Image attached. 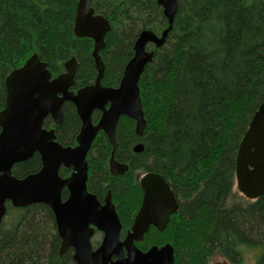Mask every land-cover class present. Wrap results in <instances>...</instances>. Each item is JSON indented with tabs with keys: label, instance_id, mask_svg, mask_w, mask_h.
<instances>
[{
	"label": "trees",
	"instance_id": "trees-1",
	"mask_svg": "<svg viewBox=\"0 0 264 264\" xmlns=\"http://www.w3.org/2000/svg\"><path fill=\"white\" fill-rule=\"evenodd\" d=\"M77 1L0 0V111L6 76L33 54L52 75L75 58L76 79H95L93 42L73 35ZM91 7L110 24L101 58L102 83L112 87L133 55L138 34H158L166 20L156 0H91ZM153 51L138 83L144 133L137 137L127 118L116 129L115 158L128 171L107 174L111 147L100 132L92 145L89 188L105 194L103 184L109 185L125 230L142 195L134 172L159 174L178 198V211L165 230L145 235L137 244L140 250L169 244L174 264H209L215 258L244 264L251 253L255 264H264V196L248 201L233 193L237 149L264 99V0H178L167 41ZM77 128L72 109L65 107L59 140L70 141ZM138 143L144 149L134 154ZM38 164L33 157L14 166L12 174L24 177ZM6 216L10 220L0 224V264H74L72 250L59 255L48 207L7 203Z\"/></svg>",
	"mask_w": 264,
	"mask_h": 264
},
{
	"label": "water",
	"instance_id": "water-1",
	"mask_svg": "<svg viewBox=\"0 0 264 264\" xmlns=\"http://www.w3.org/2000/svg\"><path fill=\"white\" fill-rule=\"evenodd\" d=\"M167 27L156 34L141 31L133 45V56L124 67L117 88L101 85L104 64L100 52L105 49L104 38L110 31L109 22L95 14L90 0H79L73 24V35L93 41L91 57L96 69L94 84L80 89L76 95L68 90L74 86L76 61L64 63V73L52 78L46 63L36 54L11 71L4 80L5 106L0 111V224L6 215V205L26 208L41 204L54 216L56 233L60 240L59 255L72 250L74 264H174V251L169 244L152 246L147 251L135 244L144 239L150 226L162 232L170 216L177 213L174 192L156 173H146L140 179L142 201L133 224L120 240L121 223L108 193L103 205L86 191V155L99 132L108 140L111 150L109 171L112 176L124 175L128 166L115 161L117 151L116 129L121 117L134 122V134L141 137L146 121L141 106L138 83L155 52L161 49L173 27L178 0H156ZM71 103L81 122L74 148L62 147L55 141L53 131L42 128L47 116L59 124L62 106ZM101 112L96 124L92 113ZM144 147L136 144L132 152L139 154ZM37 154L41 168L36 173L18 178L12 174L14 166ZM72 169L67 179L58 176L60 167ZM236 190L248 201L264 196V99L253 115L242 137L235 161ZM66 189L68 197L61 199ZM94 230L103 234L95 249L91 246ZM213 264H228L225 261Z\"/></svg>",
	"mask_w": 264,
	"mask_h": 264
},
{
	"label": "flooded vegetation",
	"instance_id": "flooded-vegetation-1",
	"mask_svg": "<svg viewBox=\"0 0 264 264\" xmlns=\"http://www.w3.org/2000/svg\"><path fill=\"white\" fill-rule=\"evenodd\" d=\"M78 2H79V0L77 1V4H78ZM77 4H76V7H77ZM90 7H91V0H90ZM92 8V7H91ZM76 13V12H75ZM97 15H99V14H97ZM75 19V18H74ZM163 31V29L158 33V35L159 34H161V32ZM84 39H86V38H84ZM93 42V41H92ZM92 50H93V48H92ZM133 50V49H132ZM147 50L148 51H153V45H148V47H147ZM92 53V52H91ZM133 56V55H132ZM100 57H101V52H100ZM92 58V57H91ZM75 59V58H74ZM131 59V58H130ZM129 59V60H130ZM101 60H102V58H101ZM128 60V61H129ZM75 61H76V71H75V77H74V86L73 87H71L68 91L69 92H71L72 93V95H76V93L80 90V89H82V88H84V87H87V86H89V85H92V84H94V81H95V79L92 81V82H84V81H79V80H77L76 79V77H77V70H78V62H77V60L75 59ZM92 61H93V59H92ZM103 62V61H102ZM104 64V63H103ZM127 64V63H126ZM93 65H94V62H93ZM125 67V66H124ZM94 68H95V66H94ZM104 68H105V66H104ZM124 70V69H123ZM95 72H96V69H95ZM104 72H105V69H104ZM51 73V72H50ZM62 73H64V69H63V72ZM62 73H60V74H62ZM60 74H57V75H52V78H56L58 75H60ZM123 74V73H122ZM122 77V76H121ZM95 78H96V76H95ZM103 78H104V76H103ZM121 79V78H120ZM103 80V79H102ZM119 82H120V80H119ZM119 82L117 83V85H115V86H112V87H109V86H106V85H104L103 83H102V81H101V85L103 86V87H107V88H117L118 86H119ZM70 107L71 109H72V112H73V115L75 116V118H77V120H78V128L76 129V131H75V134L73 135V138L70 140V141H68V142H66V143H62V141L61 140H59V136H60V131H59V129H58V127L63 123V120H64V109H65V107ZM96 116V117H95ZM100 116H101V112H99V111H94L93 113H92V122H93V124H96L97 123V121L99 120V118H100ZM122 118H125V117H121L120 119H119V121L122 119ZM119 123V122H118ZM80 126H81V122H80V120H79V117H78V115H77V113H76V109H75V107L73 106V104H71V103H68V102H66V103H64L63 104V106H62V119H61V122L59 123V124H57L52 118H51V116H47L44 120H43V125H42V128L44 129V130H46V131H53L54 132V135H55V137H56V139H55V141L57 142V143H59L62 147H64V148H66V147H70V148H74L75 146H76V136L78 135V133H79V130H80ZM100 133V132H99ZM99 133H98V135H99ZM102 133V132H101ZM92 145H93V143H92ZM91 145V147H90V149H89V151H88V153H87V155H86V163H87V179H86V191H87V193H89V194H91V195H94L95 197H96V199H97V201L99 202V204L100 205H103V202H104V199L106 198V196H107V194L109 193L110 194V196H111V191L109 190V185H105L104 186V184H103V189H105V194H102V193H93V191L89 188V177H90V171H91V159L93 158V152H92V146ZM133 149V148H132ZM111 150H112V148H111ZM110 155H111V153H110ZM110 155H109V158H108V161H107V164H106V171H107V174L109 175V176H111V177H116V176H112V174L110 173V171H109V167H108V164H109V159H110ZM116 155V154H115ZM115 155H114V159H115V161L117 162V163H119V164H124V165H127V164H125V163H122V162H119V161H117L116 160V158H115ZM33 157H37V159H38V162H39V164H38V168H37V170L35 171V172H32V173H36L37 171H39V169L41 168V166H42V164H41V160H40V157L37 155V154H35V155H33ZM32 157V158H33ZM27 162V161H26ZM24 163V162H23ZM128 166V165H127ZM140 173V172H142L143 174H142V176L143 175H145L146 173H152V172H149V171H146L145 169H140V170H137V171H135L134 172V174L136 175V173ZM73 173V170L72 169H68V168H64V167H60L59 168V171H58V176L61 178V179H67L68 177H70L71 176V174ZM134 175V176H135ZM117 176H121V175H117ZM141 176V177H142ZM141 177L140 178H138V179H136V177H135V180H136V182L138 183V185H139V182H140V179H141ZM165 181V180H164ZM169 185V184H168ZM139 187H140V185H139ZM141 190V189H140ZM172 190V189H171ZM173 191V190H172ZM142 192V191H141ZM67 197H68V192L66 191V189H63L62 190V192H61V199H62V201H65L66 199H67ZM176 197V196H175ZM111 200H112V197H111ZM176 200H177V204H178V198L176 197ZM141 201H142V195H141V200H140V204H139V207H138V209H137V211L135 212V214H134V216H133V218H132V220H131V223L129 224V226H128V228H126L125 230L123 229V225H122V223H121V232H120V240H123V238L125 237V235L127 234V232L130 230V228H131V226H132V224H133V220H134V217L136 216V214L138 213V211H139V208H140V205H141ZM112 203H113V201H112ZM114 205V204H113ZM116 211V210H115ZM178 211V210H177ZM117 213V212H116ZM175 215V214H174ZM117 216H118V214H117ZM173 216V215H172ZM172 216H170V218L172 217ZM119 218V217H118ZM119 221H120V219H119ZM169 221H170V219H169ZM169 223V222H168ZM168 225V224H167ZM152 229H154V230H156L157 231V229L155 228V227H153V226H150V228H149V230H148V232L149 231H151ZM96 232H98V231H96V230H94V234L96 233ZM147 232V233H148ZM99 233H101V232H99ZM146 233V234H147ZM93 234V235H94ZM145 234V235H146ZM145 235H144V237H145ZM102 236H103V234H102ZM92 239V238H91ZM102 240V239H101ZM144 240V239H143ZM90 242H91V240H90ZM100 243H98V245H99ZM138 244V243H137ZM137 244H135L136 245V247L138 248V246H137ZM91 246H92V244H91ZM98 247V246H97ZM152 247V246H151ZM150 247V248H151ZM157 247H161V246H157ZM92 248L93 249H95L96 247H93L92 246ZM139 249V248H138ZM149 249V248H148ZM147 249V250H148ZM140 250V249H139ZM147 250H144V251H147ZM142 251V250H141Z\"/></svg>",
	"mask_w": 264,
	"mask_h": 264
},
{
	"label": "rangeland",
	"instance_id": "rangeland-1",
	"mask_svg": "<svg viewBox=\"0 0 264 264\" xmlns=\"http://www.w3.org/2000/svg\"><path fill=\"white\" fill-rule=\"evenodd\" d=\"M90 82H92V80H91ZM142 174H143L142 172H140V173L138 172V173H136V175L133 174V176H132L133 180L136 182L135 177H136V179H138V178H140V177L142 176ZM134 175H135V176H134ZM135 192H136V194L139 196V193L137 192V190H135ZM233 193H237V195H239L238 197L242 196V195H240V194L238 193V191L236 190L235 185H234V187H233ZM126 198H127V197H126ZM242 198H243V196H242ZM140 199H141V197L139 198V202H138V203H140ZM124 204H126V203H124ZM138 205H139V204H138ZM138 205L136 206V210H135V212L137 211V209H138V207H139ZM135 212H134V214H135ZM134 214H133V216H134ZM4 220H5L6 222H8V221L10 220V217H9V216H6V217H4ZM131 220H132V219H131ZM101 239H102V233L96 232V233L93 235L92 239H91V244H92V246H93V247H97V246H98V243L101 242ZM221 261H224V260H223V259H220V258H215V259H214L212 262H210L209 264H213V263H215V262H221ZM244 264H255V257H254V255H253L252 253L246 255Z\"/></svg>",
	"mask_w": 264,
	"mask_h": 264
},
{
	"label": "bare ground",
	"instance_id": "bare-ground-1",
	"mask_svg": "<svg viewBox=\"0 0 264 264\" xmlns=\"http://www.w3.org/2000/svg\"><path fill=\"white\" fill-rule=\"evenodd\" d=\"M166 24H167V22H166Z\"/></svg>",
	"mask_w": 264,
	"mask_h": 264
}]
</instances>
